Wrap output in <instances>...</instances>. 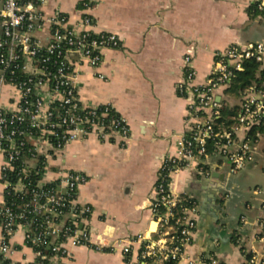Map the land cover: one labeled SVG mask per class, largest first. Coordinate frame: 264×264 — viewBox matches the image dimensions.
<instances>
[{
    "label": "built area",
    "instance_id": "obj_1",
    "mask_svg": "<svg viewBox=\"0 0 264 264\" xmlns=\"http://www.w3.org/2000/svg\"><path fill=\"white\" fill-rule=\"evenodd\" d=\"M49 1L0 0V82L14 88L9 107L0 100L5 186L0 264H66L72 249L80 246L120 252L131 264H227L216 253L193 250L199 203L191 191L176 192L174 179L196 166L206 173L202 161L211 154L224 157L232 173L254 160L258 138L250 131L264 122L262 74V82L241 91L238 114L229 127L217 122L225 106L218 94L245 70L246 61H256L264 71V42L232 43L215 51L208 80L201 84L196 83L194 55H185L177 92L189 99L191 125L180 136L176 153L166 156L159 168L150 203L156 225L151 233L156 236L116 237L112 225L97 232L92 227L93 206L78 200L88 174L54 161L69 144L91 134L119 138L122 146L131 140L127 120L111 104H85L78 92L79 67H99L104 51L122 42L114 32L95 30L91 9L97 0H77L79 17L74 21L60 7L47 13ZM255 9L264 20V0H257ZM262 209L254 234L259 247L246 249L236 240L241 264H264V203Z\"/></svg>",
    "mask_w": 264,
    "mask_h": 264
},
{
    "label": "crops",
    "instance_id": "obj_2",
    "mask_svg": "<svg viewBox=\"0 0 264 264\" xmlns=\"http://www.w3.org/2000/svg\"><path fill=\"white\" fill-rule=\"evenodd\" d=\"M256 1L97 0L91 9L95 30L116 33L122 45L106 49L99 67H79V97L88 105L111 104L127 120L131 140L122 146L119 138L91 134L69 144L63 157L54 161L88 174L78 200L93 206L92 227L97 232L112 225L116 237L156 236L151 233L156 225L150 203L159 168L166 156L176 153L180 136L191 125L189 99L177 92L184 57L194 55L196 83L201 84L208 80L215 51L232 43L264 42V20L252 9ZM56 7L72 21L79 17L77 0H50L44 9L51 14ZM13 93V87L0 82L2 104L9 107ZM218 99L235 107L240 97L221 90ZM243 139L240 134L239 140ZM3 160L0 154V203L5 188ZM202 166L206 173L198 172L197 166L179 172L173 186L176 192L191 191L199 203L193 250L241 264L240 247L231 257L224 250L237 239L246 249L259 247L254 234L263 216L264 133H258L254 160L239 172H230L227 160L217 154L209 155ZM72 251L66 264H131L120 252L84 246Z\"/></svg>",
    "mask_w": 264,
    "mask_h": 264
},
{
    "label": "trees",
    "instance_id": "obj_3",
    "mask_svg": "<svg viewBox=\"0 0 264 264\" xmlns=\"http://www.w3.org/2000/svg\"><path fill=\"white\" fill-rule=\"evenodd\" d=\"M252 9L256 15H259V12L255 9V4L252 6ZM259 74H262L264 80V71H260L259 64L256 61H246L245 70L243 72H238L231 86L226 88L225 91L240 97L241 91L246 87L255 82L259 83L263 81L259 79ZM237 111V106L231 107L225 105L221 110V117L217 119V122L223 124L225 127L231 126L234 123L233 117L238 114ZM258 133H264V122L259 126L253 127L250 131V136L252 138H258ZM209 151L212 153V148H209Z\"/></svg>",
    "mask_w": 264,
    "mask_h": 264
},
{
    "label": "rangeland",
    "instance_id": "obj_4",
    "mask_svg": "<svg viewBox=\"0 0 264 264\" xmlns=\"http://www.w3.org/2000/svg\"><path fill=\"white\" fill-rule=\"evenodd\" d=\"M237 248L236 243L232 242L230 243L229 247L224 250V252H227V256L231 257L233 255V252Z\"/></svg>",
    "mask_w": 264,
    "mask_h": 264
}]
</instances>
